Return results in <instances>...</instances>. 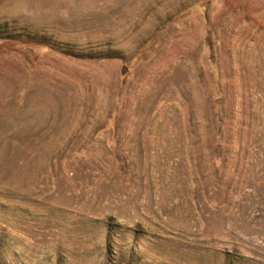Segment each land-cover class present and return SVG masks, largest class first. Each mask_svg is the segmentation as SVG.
Returning <instances> with one entry per match:
<instances>
[{"label": "rangeland", "instance_id": "374dc122", "mask_svg": "<svg viewBox=\"0 0 264 264\" xmlns=\"http://www.w3.org/2000/svg\"><path fill=\"white\" fill-rule=\"evenodd\" d=\"M0 264H264V0H0Z\"/></svg>", "mask_w": 264, "mask_h": 264}, {"label": "water", "instance_id": "95a60500", "mask_svg": "<svg viewBox=\"0 0 264 264\" xmlns=\"http://www.w3.org/2000/svg\"><path fill=\"white\" fill-rule=\"evenodd\" d=\"M125 71H126V68L124 67V68L122 69V73H125Z\"/></svg>", "mask_w": 264, "mask_h": 264}]
</instances>
